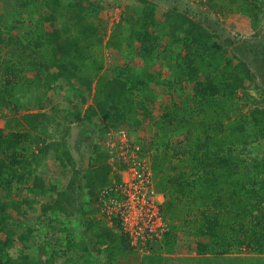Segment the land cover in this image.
<instances>
[{
  "label": "trees",
  "instance_id": "obj_1",
  "mask_svg": "<svg viewBox=\"0 0 264 264\" xmlns=\"http://www.w3.org/2000/svg\"><path fill=\"white\" fill-rule=\"evenodd\" d=\"M38 1L15 0V3L22 9L31 8ZM230 3L248 14L264 6V0H230ZM84 5L83 0H42L39 6L43 13L39 18L14 19L9 29L18 28L20 42L42 54L45 68L54 71V79L74 77L78 84L76 96L89 95L93 90L92 101L85 110L87 119L98 115L109 128L131 126L153 130L149 142L140 143L154 151L152 166L160 174L158 188L164 196L161 211L169 223L165 234L167 252H172L182 231L196 238L198 264H264V159L251 162L237 151L239 146L264 135V110L257 109L248 115L232 107L238 88L250 76L247 64L242 60L233 64L222 51H216L210 33L185 13L174 8L160 19L155 6L146 2L137 17L126 16L115 26L117 32L121 27L128 30L127 34L114 35L106 42L108 47L122 52L121 62L116 63L115 73H101L102 61L94 55L95 47L101 45L99 26L89 19ZM62 17L66 21L57 27ZM3 37L0 33V42ZM45 51L49 58L46 65ZM137 59L139 66L135 63ZM0 62L4 77L0 91L4 88L8 96L15 98L5 99L6 104L14 103L17 109H25L34 105L33 97L43 98L36 84L39 77L22 75L27 67L21 64L19 67L13 58L1 57ZM155 64L168 73L165 84L169 103L159 115L151 109L155 99L150 84L158 73L149 69ZM75 116L83 120L81 115ZM41 117L45 118L42 112L24 114L31 129ZM30 128L18 130L7 124L0 128V190L4 192L0 194V264L24 262L18 257L11 259L8 252L15 244L16 234L11 229L7 231L6 209L9 204L20 205L6 196L11 183L20 186L35 171L27 163ZM182 130H185L183 140L174 139ZM47 147L63 155L64 168L70 164L74 167L67 149L60 150L57 143H47ZM92 150L96 151V157L91 167L84 169V183L77 187L87 189L92 211L97 212L96 189L109 183L112 166L103 149L95 145ZM73 172L79 173L77 169ZM115 176L119 180V175ZM74 180L73 175L68 188L58 193L61 200L70 199L72 205ZM43 187L41 179L34 182L31 191H47ZM28 204L31 205L29 201ZM59 209L64 212L65 205H57L50 212ZM82 213L90 212L82 210ZM101 230L92 231V235L97 234L108 250L111 244L117 249L129 247L134 251L125 235L119 237L103 227ZM31 235L32 230L26 231L17 239L19 245L25 247ZM74 247L79 245L69 242L66 250ZM26 257H30L27 264H44L40 257L29 254ZM115 259L113 255L104 264H115Z\"/></svg>",
  "mask_w": 264,
  "mask_h": 264
},
{
  "label": "rangeland",
  "instance_id": "obj_2",
  "mask_svg": "<svg viewBox=\"0 0 264 264\" xmlns=\"http://www.w3.org/2000/svg\"><path fill=\"white\" fill-rule=\"evenodd\" d=\"M146 2L155 6L156 15L160 19H164L166 14L174 8L178 12L185 13L193 21L199 22L205 32L210 33L216 51H222L225 56L231 58L233 64L240 60L244 61L250 70V76L245 78L242 86L238 88L232 107L248 115L257 109L264 110V6H261V10L256 8L255 14H253L254 11L248 14L241 11L238 5L230 3V0H83L84 6H87V16L99 26L101 45L95 47L94 55L102 61L101 73H115L116 63L121 62L119 57L122 52L108 47L106 42L114 35L127 34L128 30L126 27H121L117 32L115 26L126 16L137 17L140 7ZM39 4H42V0L31 8L19 9L15 0H0V33L4 36L0 42V58H13L18 62L19 67L20 64L27 67L22 75L30 78L35 75L39 77L36 84L40 87L41 93H39L43 96L38 98L30 94L35 100L34 105L17 109L14 103L6 104L5 99L15 98L8 96L7 90L2 88L0 122L3 123L6 120L5 123L10 125V128L28 130L30 126L24 120L26 112H42L45 117L37 118L33 122L34 128H30L32 137L28 146L31 149L27 151V163L32 164L35 171L20 186L14 182L11 183L8 189L9 194L6 196L7 200L19 201L20 205L9 204L6 209L9 215L7 231L11 229L16 234L15 244L8 250L11 259L18 257L25 262L18 264H27L30 257L25 258V256L29 254L40 257L44 264H104L114 255L117 258L115 264H140L139 261L143 255L169 251L165 246V236L157 246H150L144 252H138L131 251L129 247L117 249V246H111V244L108 250L107 244L99 242L97 234L92 235V231L102 232V227L110 229L119 237L121 235L116 228L108 226L104 219L99 217L98 211H92L91 198L87 189L84 186L77 187L79 183L81 185L84 183L82 177L84 169L91 167L96 157L93 147L97 145L103 149L101 141L109 127L102 124L98 115L90 119L86 118L85 110L92 101L93 90L89 95L83 93L76 96L74 92L78 84L75 78L64 76L54 79L52 77L54 71L45 68L42 54L20 42L17 36L21 34V31L18 28L9 29L10 21L14 19L22 21L23 18L27 21L29 16L34 19L39 18L43 13ZM65 19L66 17H62L57 21L56 26L61 27ZM47 29H50L48 24ZM45 53L46 51L44 56ZM45 60L46 65L49 58L45 56ZM135 63L140 65L138 59ZM2 70L3 64L0 62V83L4 78ZM149 70H156L158 73L155 81L150 84V90L155 99L151 109L155 115H159L163 106L169 103L165 84L168 73L162 71L159 64H155ZM33 86L35 85L31 87ZM32 94L35 95V93ZM77 114L81 115L83 120H77L75 116ZM127 127L134 138L145 144L149 142L153 134V130L145 127ZM184 134L185 130L177 132L174 139L183 140ZM47 143H57L60 150L67 149L73 157L74 167L70 164L64 168L63 155L55 151L53 147H47ZM237 151L243 154V159L246 158L251 162L264 159V135L252 139L245 146H239ZM149 152L152 160L154 151L149 150ZM35 155L38 156L35 157ZM74 169H77L79 173L73 174ZM73 175L76 179L73 181L75 185L71 188L72 191L68 190L69 193L70 191L73 193L72 205L68 202L70 199L61 200L58 193L68 188ZM41 179L45 184L43 188L47 191L44 192L41 189L36 193L31 191L34 182ZM3 193L0 190V194ZM57 205H65L66 210L62 212L59 209L51 214L50 211ZM82 210H89L90 213L83 214ZM49 219H52L51 222H48ZM31 230L32 235L26 239L27 245L25 247L23 244L19 245L17 239L19 240L26 231ZM178 234L187 237L188 243L191 242L188 254L199 257L195 250V236L184 234L182 231ZM82 237L87 240H82ZM69 242H75L79 247L66 250ZM22 247L24 249H20ZM41 250L45 252L42 253ZM185 264L198 263L188 260Z\"/></svg>",
  "mask_w": 264,
  "mask_h": 264
},
{
  "label": "built area",
  "instance_id": "obj_3",
  "mask_svg": "<svg viewBox=\"0 0 264 264\" xmlns=\"http://www.w3.org/2000/svg\"><path fill=\"white\" fill-rule=\"evenodd\" d=\"M101 142L112 172L109 183L96 189L99 217L125 235L133 250L157 246L169 223L161 211L160 174L149 150L125 127L108 128Z\"/></svg>",
  "mask_w": 264,
  "mask_h": 264
},
{
  "label": "crops",
  "instance_id": "obj_4",
  "mask_svg": "<svg viewBox=\"0 0 264 264\" xmlns=\"http://www.w3.org/2000/svg\"><path fill=\"white\" fill-rule=\"evenodd\" d=\"M2 121V120H1ZM6 120L0 122V128L6 126ZM40 164L41 161H38ZM178 234L176 242L173 246L172 252H160V253H149L143 255L139 261L140 264H185L188 260H193V263H197L198 257L191 256L188 254L190 241L188 238Z\"/></svg>",
  "mask_w": 264,
  "mask_h": 264
},
{
  "label": "water",
  "instance_id": "obj_5",
  "mask_svg": "<svg viewBox=\"0 0 264 264\" xmlns=\"http://www.w3.org/2000/svg\"><path fill=\"white\" fill-rule=\"evenodd\" d=\"M86 161H88V159H86Z\"/></svg>",
  "mask_w": 264,
  "mask_h": 264
}]
</instances>
